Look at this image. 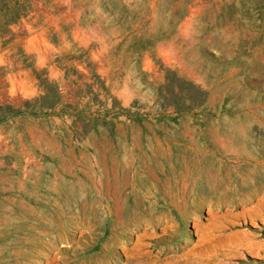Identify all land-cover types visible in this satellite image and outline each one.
<instances>
[{
    "label": "rangeland",
    "instance_id": "rangeland-1",
    "mask_svg": "<svg viewBox=\"0 0 264 264\" xmlns=\"http://www.w3.org/2000/svg\"><path fill=\"white\" fill-rule=\"evenodd\" d=\"M0 264H264V0H9Z\"/></svg>",
    "mask_w": 264,
    "mask_h": 264
},
{
    "label": "trees",
    "instance_id": "trees-1",
    "mask_svg": "<svg viewBox=\"0 0 264 264\" xmlns=\"http://www.w3.org/2000/svg\"><path fill=\"white\" fill-rule=\"evenodd\" d=\"M18 3L0 0V19L2 18L7 23L10 19L17 17L20 12V4Z\"/></svg>",
    "mask_w": 264,
    "mask_h": 264
}]
</instances>
